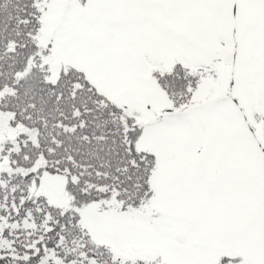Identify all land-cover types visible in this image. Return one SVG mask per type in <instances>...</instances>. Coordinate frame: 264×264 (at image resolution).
Instances as JSON below:
<instances>
[{
	"label": "snow or ice",
	"instance_id": "snow-or-ice-1",
	"mask_svg": "<svg viewBox=\"0 0 264 264\" xmlns=\"http://www.w3.org/2000/svg\"><path fill=\"white\" fill-rule=\"evenodd\" d=\"M0 264H264V0H0Z\"/></svg>",
	"mask_w": 264,
	"mask_h": 264
}]
</instances>
